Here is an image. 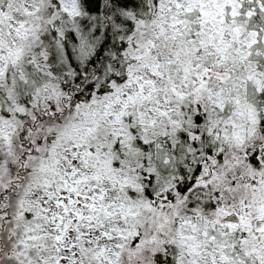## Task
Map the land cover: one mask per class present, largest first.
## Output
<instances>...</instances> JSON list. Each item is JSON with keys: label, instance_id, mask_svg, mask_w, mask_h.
Here are the masks:
<instances>
[{"label": "snow or ice", "instance_id": "6c2138e0", "mask_svg": "<svg viewBox=\"0 0 264 264\" xmlns=\"http://www.w3.org/2000/svg\"><path fill=\"white\" fill-rule=\"evenodd\" d=\"M0 264H264V0H0Z\"/></svg>", "mask_w": 264, "mask_h": 264}]
</instances>
